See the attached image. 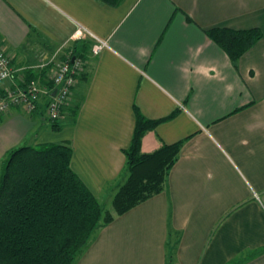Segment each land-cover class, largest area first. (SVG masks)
I'll return each mask as SVG.
<instances>
[{
	"label": "crops",
	"instance_id": "0c3cea01",
	"mask_svg": "<svg viewBox=\"0 0 264 264\" xmlns=\"http://www.w3.org/2000/svg\"><path fill=\"white\" fill-rule=\"evenodd\" d=\"M79 25L107 46L88 57L76 117L66 111L56 131L40 111L0 114V178L8 151L67 143L74 172L111 197L135 108L154 120L176 111L141 145L185 141L165 189L101 228L76 264H264L254 254L264 249V0H0V45L16 74L63 61ZM216 27L262 38L233 63L206 33ZM17 81H0V93Z\"/></svg>",
	"mask_w": 264,
	"mask_h": 264
},
{
	"label": "trees",
	"instance_id": "16d2710c",
	"mask_svg": "<svg viewBox=\"0 0 264 264\" xmlns=\"http://www.w3.org/2000/svg\"><path fill=\"white\" fill-rule=\"evenodd\" d=\"M101 1L116 6L122 0ZM206 33L233 63H237L262 38L261 30L255 28L234 30L216 27ZM77 41L63 58V61L67 57L70 61L75 58L84 61V69L77 75L73 93L80 81L86 79L88 57L93 54L95 42L91 37ZM5 52L12 66V75L8 79L13 80L16 76L19 79L9 89L26 91L32 83L39 87L35 108L29 113L40 111L41 118L51 122L50 127L56 131L61 129L58 122L67 112L76 117L80 106H71L72 97L62 108L58 119L51 120L48 116L49 95L54 94L55 88L51 77L54 57H45L34 67H27L16 74L11 55ZM45 61L49 63L43 66ZM9 89L0 95H5ZM135 113L131 142L123 151L126 166L122 181L111 196L112 210L102 205L72 169L71 145L61 142L22 145L7 152L0 178V264H76L101 228L165 189L185 141L164 143L150 153L143 152L141 145L148 131L173 118L176 111L157 120L145 117L137 108ZM174 245H177L176 241L169 249V263L173 261ZM262 251L264 249L254 254Z\"/></svg>",
	"mask_w": 264,
	"mask_h": 264
},
{
	"label": "built area",
	"instance_id": "2783aa9c",
	"mask_svg": "<svg viewBox=\"0 0 264 264\" xmlns=\"http://www.w3.org/2000/svg\"><path fill=\"white\" fill-rule=\"evenodd\" d=\"M85 34L95 40L92 45V52L94 55L101 52L107 46L105 40L96 37L81 25H79L73 33V38L81 39L85 37ZM52 61L53 60L50 62ZM45 62H43V66L49 63ZM83 69L84 61L81 58H75L73 61H70V57H67L64 61H54L51 77L54 80L55 88L54 94L49 95L47 104V113L51 120L58 119L61 116L62 108L69 104L73 88L77 85V75L81 73ZM11 75L12 66L10 65L9 57L0 45V81L10 78ZM38 92L39 87L36 83H32L26 91L21 89L7 90L5 95H0V114L8 112L11 106L15 105H22L27 111H33L35 108V100L38 98Z\"/></svg>",
	"mask_w": 264,
	"mask_h": 264
},
{
	"label": "rangeland",
	"instance_id": "374dc122",
	"mask_svg": "<svg viewBox=\"0 0 264 264\" xmlns=\"http://www.w3.org/2000/svg\"><path fill=\"white\" fill-rule=\"evenodd\" d=\"M100 202H101L102 205L105 206L106 208L111 209V210L113 209V207H112V198H111V197L105 195L104 198H102V199L100 200Z\"/></svg>",
	"mask_w": 264,
	"mask_h": 264
}]
</instances>
